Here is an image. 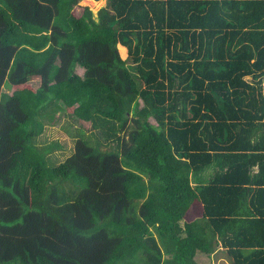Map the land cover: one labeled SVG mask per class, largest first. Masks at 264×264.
Returning <instances> with one entry per match:
<instances>
[{"label": "trees", "instance_id": "1", "mask_svg": "<svg viewBox=\"0 0 264 264\" xmlns=\"http://www.w3.org/2000/svg\"><path fill=\"white\" fill-rule=\"evenodd\" d=\"M78 2L0 0V264H264V0Z\"/></svg>", "mask_w": 264, "mask_h": 264}, {"label": "rangeland", "instance_id": "2", "mask_svg": "<svg viewBox=\"0 0 264 264\" xmlns=\"http://www.w3.org/2000/svg\"><path fill=\"white\" fill-rule=\"evenodd\" d=\"M106 1L107 0H79L75 12L79 13L81 7L86 6L93 12L94 16H96L97 11L106 4ZM76 72L81 75L83 70L76 67ZM30 84L34 88L37 87L39 85V79H31ZM9 87L10 85L5 83L3 90L8 91ZM80 131H84L90 135L92 142H95V136L91 135L89 123L78 120L67 109L57 111L56 114L46 122L44 132L37 138L36 145L41 148L58 142L61 147H54L52 151L48 153V159L53 164L59 163L73 152L74 143ZM53 164L50 165L53 166ZM225 257L223 252H218L217 256L198 253L197 262L198 264H229Z\"/></svg>", "mask_w": 264, "mask_h": 264}, {"label": "bare ground", "instance_id": "3", "mask_svg": "<svg viewBox=\"0 0 264 264\" xmlns=\"http://www.w3.org/2000/svg\"><path fill=\"white\" fill-rule=\"evenodd\" d=\"M95 2L99 3L98 1H95ZM97 6H98V5H97Z\"/></svg>", "mask_w": 264, "mask_h": 264}]
</instances>
